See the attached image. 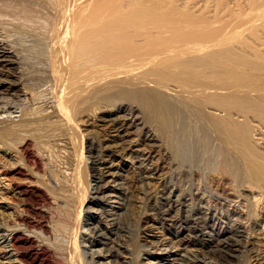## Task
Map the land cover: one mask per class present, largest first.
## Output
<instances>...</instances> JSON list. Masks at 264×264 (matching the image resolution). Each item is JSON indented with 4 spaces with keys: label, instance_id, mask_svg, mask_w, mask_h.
Listing matches in <instances>:
<instances>
[{
    "label": "bare ground",
    "instance_id": "obj_1",
    "mask_svg": "<svg viewBox=\"0 0 264 264\" xmlns=\"http://www.w3.org/2000/svg\"><path fill=\"white\" fill-rule=\"evenodd\" d=\"M157 2L0 0V115L8 113L0 116V141L19 148L15 153L40 174L44 164L30 144L11 139L41 117L72 133L77 143L70 147H76L79 159L72 178L68 171L63 178L54 177V169L43 171L52 183L46 192L36 179L41 175L35 178L20 167L10 172L0 154V191H13L9 205L14 210L4 221L0 206V264H128L130 245L106 241L114 240L112 233L118 236L120 217L128 213L119 201L125 169L134 167L144 179L163 182L164 169L153 165V154L164 159L169 171L203 169L217 191L215 199L238 218L229 228L209 225L203 215L211 206H203L206 194L200 190L196 198L202 205L183 215L185 193L172 189L163 197L165 207L157 210L159 222L162 227L177 224L184 235L176 230V240L159 236L156 241L150 224L145 239L151 249L174 243L178 254H209L230 263L243 245V238H235L238 232L252 237L264 228V58L255 47L259 58L252 59L254 49L246 41L235 43L250 19L225 16L214 26L204 15ZM258 9L264 13L262 4ZM16 108L19 114L12 115ZM89 133L99 141L97 151L93 142L87 145L93 175L85 154ZM107 190L113 193L105 199L100 195ZM41 201L42 208L34 205ZM92 201L102 209L106 203L107 214L88 205ZM98 244L103 247L94 249Z\"/></svg>",
    "mask_w": 264,
    "mask_h": 264
},
{
    "label": "rangeland",
    "instance_id": "obj_2",
    "mask_svg": "<svg viewBox=\"0 0 264 264\" xmlns=\"http://www.w3.org/2000/svg\"><path fill=\"white\" fill-rule=\"evenodd\" d=\"M157 1H158L157 3H159V5L162 7L167 8L170 5H173L175 8H173V7L172 8L175 9L176 11L178 10V12L183 11L184 13L190 12L191 14L194 13L195 15H198V13L200 15H204L205 16V17L203 16L204 18H207L213 24L215 23L214 26H216L215 21H218L217 19L220 20V19L224 18V20H226V19L232 20V18H235L236 16L237 17L243 16L245 18L247 17L246 21H248L249 19H250V21H248L247 24L243 25V27L241 28L243 30H240V33L238 34L239 37L236 35L235 39H237V41H235V40L234 41L236 44H240L241 40H243V41L247 42L246 44H248V45L250 44L249 47L251 49L252 48L254 49L252 51H250L251 49L248 47V45L246 47V44L244 42H242L241 45L243 46V44H244L246 47L245 49H247L248 52L250 51V53L252 54V57H253V58L251 57L252 59H255V55H257L255 53L256 52L258 53L259 50H261V52L259 51V54H261V56H259V57L264 58V13H261L262 11H260L259 9L258 10H259L260 14L257 12L258 10H254L257 5L259 6L262 4V6H264V0H157ZM161 1H163V3H161ZM225 6H226V8H225ZM203 7H204V10H203ZM216 9H217V11H216ZM192 10H194V11H192ZM230 13H232L234 16L231 15V16H233V17H231ZM216 15H221V18L215 17ZM225 16H226V19H225ZM252 17H254V19ZM219 22H217V24ZM247 26H248V28H247ZM238 41H240V42H238ZM255 47H257L259 50ZM260 47H261V49H260ZM248 48H249V50H248ZM255 50H257V51L255 52ZM253 53H254V55H253ZM258 55L256 56V59L259 58ZM134 106L137 107V105H134ZM14 110H16V112H13L12 115L19 114V108H16ZM4 113L5 112L1 113L2 115H0V116H3ZM7 115H8V113H6V116ZM4 116H5V114H4ZM15 119H18V116H15ZM35 121L36 122L32 123L30 125V127H26L24 129H22L21 131L14 133V137L16 140L14 138H12L11 141L14 140V141L20 142V140L23 141L25 139V141L30 144L31 151L36 153L38 155V158L40 159V162L42 164H44L43 165L44 168L43 167L41 168V166L39 167V168H41V169H39V171L41 172L40 174L35 172L37 169L34 168L32 164L29 165L26 162V159L22 158L21 154L15 153L18 151L19 148H16V147L15 148H8L7 147L8 145L6 146L3 143H1V141H0V146L2 147L0 154H2V156H4V160L6 161L5 164L7 165V168L10 169L9 170L10 172L12 171L11 169H14L15 167H20L25 172H27L31 175L33 173L35 178L37 177V175L38 176L41 175V177H39V179H38V177L36 179L38 181L39 180L43 181L44 184H43V182L40 183L41 187L46 192H50L48 190V188H51L50 185H52V183L50 181L48 182L49 179H47V175L42 174L43 171H46V169H47V171L52 172V170L54 169L53 172L55 171L56 173L53 176L58 177V178H63L64 176H66L64 174H66L67 171L69 174H71V176L69 175L71 178L74 176V174L76 175V173L73 174V172L77 168V167H75V165L76 166L79 165V159H77L78 162L75 161L76 160L75 158L76 157L78 158V155H75L76 154L75 153L76 147L73 148L74 150L72 149V147H73V145L75 146L77 142H74V139L72 138V133L68 129H65V127L63 125H61L59 127V125H60L59 122H56L57 123V125H56V123H53L54 122L53 120H51V121H53V122H51L50 120H43L41 117H38L37 119H35ZM48 121H50V122H48ZM50 123H52V124H50ZM68 132H70V133H68ZM41 133L43 135H41ZM16 134H18L19 136H17ZM66 136H69V138H67ZM17 137H21L20 140ZM70 138H72L73 140L71 139L72 141H70V143H68V139H70ZM72 142L74 143L73 145H72ZM91 142H93V146H94L95 150L97 151L99 141L97 142V138L95 135L89 133V135H87L85 138V151H86L85 154L88 158L89 172L91 175H93V170L91 168V156L89 157V153L87 152V145L90 144ZM14 143H17L19 145L18 142H14ZM17 144H15V146ZM70 146H72V147H70ZM4 150L12 152V155H9L8 153H4L3 152ZM152 161H153V165H159V168L161 167V169H164L163 170V172H165L164 180L167 178L166 179L167 181L163 180V182H161V185H160V183H158V181L156 179H153L154 177L153 178L150 177V179H148V178L144 179L143 176L139 172H137V170H135L134 167L133 168L128 167L130 170L125 169V171H126L125 176L122 178V180H120V182L123 183V186L125 189H124L123 195L120 196L119 201L121 203H124V205L126 204V206L128 207V210H127L128 213H124L120 217L121 220L119 222V226H120L119 228L120 229H118V233H119L118 236H116L114 233H112L111 238L114 240L112 242L110 240H107L106 243L110 242L115 246H117V244L123 243L126 247H127V245L128 246L130 245L128 247L129 248V254L128 255L132 254V255H130V258L128 259L130 264H146V263H149V264H192L194 259L196 260L198 258L200 260H202L200 262V264H204V263L205 264H224L225 262H223L219 258L214 257V256L209 255V254H204L203 256H202V254L200 256H196V255L193 256V255H189V253L188 254L184 253L183 250L181 252H179V254H178V252H177L178 249L176 248V246H174V243H173V245L170 243L159 244L158 245L159 249L157 251H156V248L151 249L150 243L147 242V240L145 239L146 237H148L149 231H148L147 227L150 224L154 225V228L152 229L153 231H150L151 235L158 236V238L154 237V239H153L156 241L161 240L163 237H167V238L170 237V238H173V240H176L178 238L174 234L176 230L180 231L179 236L184 235V234L182 235V232H181V230L183 228H178V226H176L177 224L173 227H170L169 225L162 227L161 223L159 222V213L157 210L158 209L160 210L161 208L165 207V204L163 203V201H164L163 197L169 195L170 190H172V189L175 190L176 194L184 195V193H185V195H186V196L184 195L183 197L187 201V207H185V209L183 208V210L181 209V213H183V215L188 214V211L190 209H195V208H198L199 205H202V203L199 202V199L196 198L197 197L196 192H198V190H200L202 194H206V196H208L210 199L209 200L208 197L205 196L206 202L203 203V206H205L206 208L211 206L209 212L206 213L205 215H203L204 221L209 223V225H213L219 229H223L224 227L229 228V226H231L232 223L238 218V214L233 209L229 208L227 205L222 203V201L219 202L218 200L215 199V193L217 191L215 190V188L213 186H211V184L207 178L208 174L203 169L200 170L201 173L195 172V174L197 173L198 175L197 174L195 175L194 172H191V171L186 170V169H177L178 171H176V170L175 171L174 170L169 171V169H168L169 167L166 164V162L164 161V159H161L160 157L155 156L153 154ZM160 162H162V164ZM50 169H52V170H50ZM142 170H143V167H142ZM170 170H172V169H170ZM148 172H149L148 176H151L152 175L151 169H149ZM202 172L206 173L207 175L203 174ZM168 173H170V174H168ZM56 174H57V176H56ZM166 174H167V176H166ZM175 175L178 177H176ZM11 177L16 181H18L20 179L19 175H17V174H11ZM71 178H70V181H71ZM75 178H73V179H75ZM139 181H141V182H139ZM156 181H157V183H156ZM91 182H92V184H94L92 177H91ZM45 183H46V185H45ZM141 183H143L145 185H143ZM151 183H153V184H151ZM156 185L158 188L156 187ZM198 185H200V186H198ZM203 187H206V188H203ZM190 189H192V190H190ZM204 189H206V191ZM209 190H210V192H209ZM0 192H1L0 195L3 198V199L2 198L0 199V206L3 207L2 208V210H3L2 216H3L4 221H8L11 219V217L13 215V211H14L12 208H10L11 206L9 205V202H10L9 196L11 193H13V191L11 192V191H8V189H3ZM111 193H113L112 190H107L106 192L102 193L100 196H103V197L105 196L106 197L105 199H108L109 197L107 194H111ZM146 194H147V196L148 195L149 196L147 197ZM207 194H209V195H207ZM211 195H214V196L212 197ZM213 198H214V200H213ZM88 201H89V199H87V203H88ZM156 201H158V202H156ZM7 203H8V205H7ZM43 203H44V201H41L39 204L34 203V205L39 206V208H42ZM215 203H216V205H215ZM10 204L12 205V203H10ZM88 205H90L94 209H98V210L102 209V207L98 201H92ZM102 205H103L102 210L105 212V214H107L109 207L106 205V203H103ZM123 211H121V212H123ZM172 213L174 214V211ZM224 213L226 215H224ZM257 214H258V218L260 219L262 216V213L258 209H257ZM259 214H260V216H259ZM235 217H236V219H235ZM86 218H88L87 221L89 223H91V224L96 223L95 220H90V217H86ZM107 219H110V218H107ZM232 219H234V220L232 221ZM215 220H216V222H215ZM224 222L227 224H225ZM86 228H87V226H86ZM169 228L171 230H169ZM259 231H257V232H259L258 234L256 233L252 237H248L246 232H238L240 235L241 234L244 235L242 237H239V234H238V237H235L237 239L243 238V239L239 240L241 242L240 244H242V242H243V245H240V251L241 252L237 250L236 253L239 255L236 257V259L231 258L230 263L227 262L225 264H264V228L263 229L261 228ZM251 232L255 233L252 230H251ZM185 233H187V230ZM228 234H231V233L223 232L221 234V236L228 235ZM159 236H161L162 238H160ZM86 238H88V237H86ZM216 238H218V236H216ZM244 238H245V240H244ZM256 238H258V239H256ZM150 239H151V237L148 238V241ZM254 242H256L255 245H254ZM137 244H138V246H137ZM101 247H103V245L98 244V245L93 246L94 249H98ZM119 248H122V246H119ZM207 248L208 247H206V249ZM150 250H151V253H149V254L146 253V251L150 252ZM257 252H258V254H257ZM160 255H162L164 257L160 258L159 257ZM182 255H184V256H182ZM114 260H115V258H114ZM121 260H122V257H119V261H121ZM129 262H127V263L129 264Z\"/></svg>",
    "mask_w": 264,
    "mask_h": 264
}]
</instances>
